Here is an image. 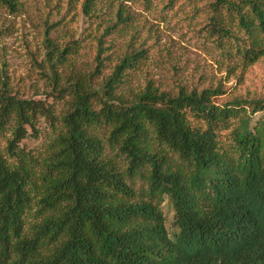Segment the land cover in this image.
<instances>
[{
    "label": "trees",
    "instance_id": "1",
    "mask_svg": "<svg viewBox=\"0 0 264 264\" xmlns=\"http://www.w3.org/2000/svg\"><path fill=\"white\" fill-rule=\"evenodd\" d=\"M21 6L0 0L14 14ZM93 6L85 0L83 12ZM209 8V34L227 59L245 69L264 58V0ZM103 43L90 78L63 88L54 69L68 48L54 62L49 43L52 101L0 84V264H264V100L219 105L220 84L175 95L149 84L128 100L118 90L150 50L134 36L95 87ZM44 132L54 138L42 156L27 141ZM138 180L147 188L135 189Z\"/></svg>",
    "mask_w": 264,
    "mask_h": 264
},
{
    "label": "rangeland",
    "instance_id": "2",
    "mask_svg": "<svg viewBox=\"0 0 264 264\" xmlns=\"http://www.w3.org/2000/svg\"><path fill=\"white\" fill-rule=\"evenodd\" d=\"M84 1L20 0L16 14L0 8V84L8 81L11 91L23 99L52 101L50 96L58 92H53L50 80L49 43L54 62L68 48L66 60L57 62L54 69L59 88H63L76 77L88 79L96 71L99 41L104 40L101 74L93 78V85L100 86L136 36L137 44L150 50L149 58L126 78L118 90L120 96L132 100L149 84L174 95L181 87L192 91L220 84L224 94L215 99L219 105L233 99L264 100V58L244 69L238 61L227 59L212 41L209 5L215 0H180L172 8L167 6L171 0H94L88 15L83 12ZM120 9L129 19L126 23L119 19ZM68 99L56 100L58 114ZM53 138L52 132H44L29 139L27 146L44 156ZM121 166L125 169L126 162ZM144 184L138 180L134 187L147 188ZM161 209L171 230L174 211L167 199Z\"/></svg>",
    "mask_w": 264,
    "mask_h": 264
}]
</instances>
